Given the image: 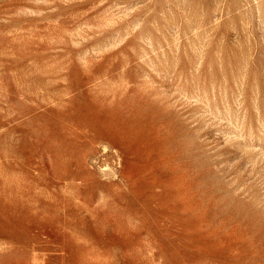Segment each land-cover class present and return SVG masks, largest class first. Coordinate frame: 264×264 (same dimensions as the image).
<instances>
[{
    "label": "rangeland",
    "instance_id": "374dc122",
    "mask_svg": "<svg viewBox=\"0 0 264 264\" xmlns=\"http://www.w3.org/2000/svg\"><path fill=\"white\" fill-rule=\"evenodd\" d=\"M0 264H264V0H0Z\"/></svg>",
    "mask_w": 264,
    "mask_h": 264
}]
</instances>
